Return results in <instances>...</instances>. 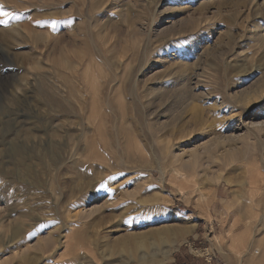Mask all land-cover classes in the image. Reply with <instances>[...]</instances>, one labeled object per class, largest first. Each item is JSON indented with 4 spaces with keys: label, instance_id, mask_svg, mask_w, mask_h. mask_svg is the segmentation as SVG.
I'll use <instances>...</instances> for the list:
<instances>
[{
    "label": "rangeland",
    "instance_id": "rangeland-1",
    "mask_svg": "<svg viewBox=\"0 0 264 264\" xmlns=\"http://www.w3.org/2000/svg\"><path fill=\"white\" fill-rule=\"evenodd\" d=\"M108 1L0 0V264L264 263V20L249 0Z\"/></svg>",
    "mask_w": 264,
    "mask_h": 264
},
{
    "label": "bare ground",
    "instance_id": "bare-ground-1",
    "mask_svg": "<svg viewBox=\"0 0 264 264\" xmlns=\"http://www.w3.org/2000/svg\"><path fill=\"white\" fill-rule=\"evenodd\" d=\"M109 1L108 0H96V2L94 3L95 4V6L98 8V7H102V6H105V7H107V3H108ZM179 3L181 2V0H179L178 1ZM248 3V2H247ZM202 7H203V5H201ZM237 7V6H236ZM248 11L251 13V14H248V17L250 16V17H254V18H257V19H260V20H264V0H249V3H248ZM201 9V8H200ZM167 10V9H166ZM248 12V13H249ZM92 18V17H91ZM261 23V22H260ZM230 31V30H229ZM257 37H256V39H257V41H259V42H264V33L263 32H260V33H258V35H256ZM248 49V48H247ZM263 49V48H262ZM204 51V50H203ZM242 52H243V50H242ZM200 56V55H199ZM241 56V55H240ZM199 58V57H198ZM182 61V60H181ZM193 62V61H192ZM191 62V63H192ZM194 64V63H193ZM66 68H67V70H73L74 69V67L72 66V65H67L66 66ZM183 68V67H182ZM195 69V68H194ZM77 70V69H76ZM75 69H74V71H76ZM82 70V69H81ZM108 70V69H107ZM70 72V71H69ZM78 72V71H77ZM67 73V72H66ZM71 73V72H70ZM70 73H68L67 75H68V77H70ZM74 73V72H73ZM80 73V72H79ZM110 73V72H109ZM184 74V73H183ZM75 75V74H74ZM64 76H66L65 74H64ZM73 76V75H72ZM113 76V75H112ZM189 76H190V73H189ZM109 77V76H108ZM184 77V76H183ZM187 77V76H186ZM73 78V77H72ZM74 78H76L75 76H74ZM73 78V79H74ZM189 78V77H188ZM71 79V78H70ZM182 79V78H181ZM204 79V78H203ZM77 80H79V77L77 78ZM77 80H74V81H76L77 82ZM187 80H189V79H187L186 78V81ZM192 80V79H191ZM202 80V79H201ZM70 81V80H69ZM204 81V80H203ZM202 81V82H203ZM68 82V81H67ZM67 82H66V85H68L67 84ZM82 82V81H81ZM194 83V82H193ZM198 83H200V82H198ZM77 84H79V83H76V86H79V85H77ZM83 84H84V81H83ZM187 84V83H186ZM195 84V83H194ZM203 84V83H202ZM73 85V84H72ZM85 85V84H84ZM188 85H189V83H188ZM204 85V84H203ZM202 85V86H203ZM205 85H207V84H205ZM70 86V85H69ZM198 87V86H197ZM204 87V86H203ZM70 88V87H69ZM73 88V87H72ZM75 88V87H74ZM79 88V87H78ZM83 88H85L84 86H83ZM208 88V87H207ZM71 90V89H70ZM75 90V89H74ZM82 90V89H81ZM73 91V90H72ZM83 92H84V90H83ZM74 93V92H73ZM213 93V92H212ZM212 96V95H211ZM207 97V96H206ZM232 99V98H231ZM103 101V100H102ZM107 105V104H106ZM116 121V120H115ZM58 129V128H57ZM52 130V129H51ZM54 131V130H53ZM52 131V132H53ZM58 131V130H57ZM64 131H66V132H68V130H66V129H64ZM31 132V131H30ZM53 134L54 133H51V134H48V136H46V137H49V135L52 137L53 136ZM57 134V133H56ZM55 136V135H54ZM31 138H32V140H35V139H40L41 140V137H39V136H35V135H33L32 134V136H31ZM50 138V137H49ZM175 141V140H174ZM143 145V144H142ZM99 147V146H98ZM138 147H141V145H139V143H138ZM100 149H102V148H100ZM205 151H208V148H205L204 149ZM196 151V150H195ZM199 152V151H198ZM182 153V152H181ZM108 155V154H107ZM179 154H177V156H178ZM182 155V154H181ZM176 156V154L175 155H173V157H174V159H175V161H179L180 160V158L179 157H177ZM180 156V155H179ZM195 158H196V153H193V151L191 152V154H189L188 155V158L186 159V158H184V161H182L183 159H181L180 160V164H179V167L178 166H176V167H174V172H176V173H178V172H181V170L183 169V168H187L188 169V167H189V163H188V161L187 160H189V161H193L194 160V162H193V167H195V164L197 165V163H198V160H195ZM198 158H199V155H198ZM29 159V158H28ZM174 161V160H173ZM93 163V162H92ZM124 163V162H123ZM176 163V162H175ZM203 163V162H202ZM198 164V166L200 167V166H202L203 164ZM22 164H25L24 162L22 163ZM96 164V163H95ZM106 164V163H105ZM111 164V163H110ZM126 164V163H125ZM128 164V163H127ZM176 164H178V163H176ZM208 164V163H207ZM95 166H97V165H95ZM103 166V165H102ZM106 166H108V165H106ZM205 166V165H204ZM109 167V169H111L110 171H112V168H115V167H111V166H108ZM77 168V167H76ZM97 168H99V165H98V167ZM101 168H103V167H101ZM100 168V169H101ZM201 168V167H200ZM206 168V167H205ZM99 169V170H100ZM104 169V168H103ZM108 169V168H107ZM106 169V170H107ZM186 169V170H187ZM193 169V168H192ZM202 169V168H201ZM190 170H191V168H190ZM194 170H195V168H194ZM203 170H204V168H203ZM207 170V169H206ZM101 171H102V169H101ZM117 171V170H116ZM66 172H68V171H66ZM73 172L77 175V177L80 179L81 177H80V175L83 177L84 175H85V173L82 175V170H80V168H78L77 170H73ZM97 172H98V170H97ZM100 172V171H99ZM103 172H104V170H103ZM114 173V172H113ZM86 175H87V173H86ZM89 175V174H88ZM102 175V174H101ZM163 176V175H162ZM89 177V176H88ZM167 178H162V180H166ZM168 180V179H167ZM166 180V181H167ZM169 182V181H168ZM171 182V181H170ZM121 185V184H120ZM163 185V184H162ZM119 186V185H118ZM155 187V186H154ZM154 187H152L151 189H153ZM178 187H181L180 185L178 186ZM76 188L77 189H79V191H80V188H81V186L79 185V184H77L76 185ZM158 188V187H157ZM114 189V188H113ZM159 189V188H158ZM160 190V189H159ZM159 190H155V189H153V193H154V195L153 196H155L157 199H162L163 198V196L161 195L162 193L161 192H163V191H159ZM166 199H169L170 200V198H167L166 197ZM251 206V205H250ZM249 206V207H250ZM84 208V207H83ZM245 208H247V207H245ZM92 209H94V208H92ZM79 210H83V209H79ZM97 210V209H96ZM245 210V209H244ZM247 210V209H246ZM246 210L244 211V212H246ZM248 210H250V209H248ZM247 210V211H248ZM88 211H91L92 212V210H87V212ZM94 211V210H93ZM86 212V213H87ZM95 212V211H94ZM252 212V211H251ZM81 215V214H80ZM91 215V214H90ZM246 215V214H245ZM252 215H253V212H252ZM251 215V216H252ZM76 215H74V217H75ZM85 216V215H84ZM248 217V216H247ZM253 217V216H252ZM252 217H251V219H252ZM256 217V216H255ZM88 218V217H87ZM249 218V217H248ZM247 219V218H246ZM251 219H249L248 220V222L250 221L251 222ZM264 219V218H263ZM79 220V219H78ZM245 224V226L248 224L247 222H245L244 223ZM250 224V223H249ZM248 224V225H249ZM251 224H252V222H251ZM250 224V225H251ZM91 225V224H90ZM247 225V226H248ZM66 227V226H65ZM251 227H252V225H251ZM69 228H72V227H69ZM71 230V229H70ZM251 230V229H250ZM249 230V231H250ZM129 234V233H128ZM128 234L126 235V236H121V237H119V238H115V239H113V241H109V242H105L104 244L106 245H104L106 248L105 249H107L108 248V251L109 252H111V251H113V250H115V249H120V250H122V251H124V250H127L129 253L130 252H133V250L134 249H137V248H140V249H142V248H146V246L148 245V244H154L155 243V241H153L154 239H155V234L158 236V235H162V233H160L159 231L158 232H156V233H146V234H139V235H129L128 236ZM60 235V234H59ZM178 235V234H177ZM176 236V234H174V235H172V236H169L170 237V239L171 238H173V237H175ZM90 237V236H89ZM168 237V238H169ZM83 238H87V235H83ZM159 238H161V237H159ZM166 237L165 236H163L162 238H161V240H163V239H165ZM168 238H166V240H164V241H167V239ZM12 240H14L13 239V237L11 238ZM239 239V238H238ZM248 239H250V238H248ZM10 240V239H9ZM74 240H76V239H74ZM55 241V240H54ZM76 241H78V240H76ZM233 241V243H234V239L232 240ZM82 242V241H81ZM236 242V241H235ZM238 242V241H237ZM249 243H250V240L248 241ZM257 242V241H256ZM262 242V241H261ZM43 243V242H42ZM45 243V242H44ZM166 243V242H165ZM164 243V244H165ZM244 243V242H243ZM249 243H248V245H249ZM253 243V242H252ZM98 244V243H97ZM246 244V243H245ZM44 245V244H43ZM75 245H76V243H75ZM233 245V244H232ZM240 245V244H239ZM239 245H237V243L236 244H234L233 245V247H235V246H239ZM261 245H262V243H261ZM97 246V245H96ZM251 246V245H250ZM176 244H175V240H173V239H171L170 240V242H168V245H167V247L161 252V255H162V257L163 258H168L169 257V254H170V251L172 252V250L173 249H176ZM240 247V246H239ZM243 247H245V245L243 244ZM258 247H260V245L258 246ZM37 248V247H36ZM73 248V247H72ZM255 248V247H254ZM256 248H257V246H256ZM255 248V249H256ZM38 249V248H37ZM237 249V248H236ZM259 249L260 248H257V250L259 251ZM71 250V249H70ZM73 250H74V248H73ZM103 250V249H102ZM102 250L100 251V252H102ZM144 250V249H143ZM256 250V251H257ZM251 251V250H250ZM252 251H254V250H252ZM73 252V251H72ZM104 252V251H103ZM138 252H140V251H138ZM197 252V251H196ZM248 252V251H247ZM107 253V252H106ZM114 253V252H113ZM261 253H263V252H261ZM84 254V253H83ZM135 254V253H134ZM133 254V255H134ZM139 254H141V252L139 253ZM148 254L149 253H146V252H142V254L140 255V256H138V257H136V259H135V261L134 262H136V264H143V263H145V264H147V263H149L150 262V264H153V263H156V262H160V260L161 259H159V257H158V255L157 254H150V255H152V257L153 258H149L148 257ZM79 255V254H78ZM82 255V254H81ZM102 255V254H101ZM130 256L131 257V254H127V256ZM138 255V254H137ZM253 255V254H252ZM251 255V256H252ZM106 256V255H105ZM104 256V257H105ZM6 257V256H5ZM75 257H76V254H75ZM82 257H83V255H82ZM107 257H109V256H107ZM77 258H78V256H77ZM250 258V257H249ZM258 258H261V257H258ZM33 259H35V258H33ZM42 259V257H40V260ZM75 259V258H74ZM79 259V258H78ZM77 259V260H78ZM32 260V258L29 256V255H24V256H22V258H21V261L22 262H29V261H31ZM85 260V259H84ZM37 261V260H36ZM42 261V260H41ZM66 261V260H65ZM69 261H71V259H69ZM257 261V260H256ZM259 261H260V259H259ZM96 262V261H95ZM92 259H88L87 260V262H86V264H96ZM262 262V264H264L263 263V261H261ZM3 263V262H2ZM67 263H68V261H67ZM73 263H75V262H73ZM77 263V262H76ZM75 263V264H76ZM78 263L79 264H82V262H81V259L80 260H78ZM105 263V262H104ZM34 264H36V263H34ZM72 264V263H71ZM134 264V263H133Z\"/></svg>",
    "mask_w": 264,
    "mask_h": 264
},
{
    "label": "snow or ice",
    "instance_id": "snow-or-ice-1",
    "mask_svg": "<svg viewBox=\"0 0 264 264\" xmlns=\"http://www.w3.org/2000/svg\"><path fill=\"white\" fill-rule=\"evenodd\" d=\"M5 15H7V13H4Z\"/></svg>",
    "mask_w": 264,
    "mask_h": 264
},
{
    "label": "crops",
    "instance_id": "crops-1",
    "mask_svg": "<svg viewBox=\"0 0 264 264\" xmlns=\"http://www.w3.org/2000/svg\"><path fill=\"white\" fill-rule=\"evenodd\" d=\"M211 259V258H210Z\"/></svg>",
    "mask_w": 264,
    "mask_h": 264
}]
</instances>
